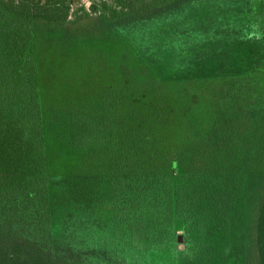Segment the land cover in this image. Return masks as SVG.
Segmentation results:
<instances>
[{"label":"trees","instance_id":"1","mask_svg":"<svg viewBox=\"0 0 264 264\" xmlns=\"http://www.w3.org/2000/svg\"><path fill=\"white\" fill-rule=\"evenodd\" d=\"M113 1L104 21L164 22L180 0ZM68 7L0 0V264H58L77 222L111 264H264V45L199 11L148 29L110 73L47 39Z\"/></svg>","mask_w":264,"mask_h":264},{"label":"rangeland","instance_id":"2","mask_svg":"<svg viewBox=\"0 0 264 264\" xmlns=\"http://www.w3.org/2000/svg\"><path fill=\"white\" fill-rule=\"evenodd\" d=\"M37 1L44 4V0ZM94 3L97 5L96 11L91 8ZM63 5L69 6L67 18L62 23L50 21L58 27H47V39L56 40L68 55L78 53L110 73L128 60L131 54L128 45L144 38L142 36L148 34V29H154L161 23L177 24V20L184 18L183 15L193 16L199 11L210 12L211 19L214 18L212 24L226 29L231 39L246 37L264 45V0H180L167 6L170 18L164 22L162 20L166 14L160 9L142 14H121L115 20L107 17L108 22L104 21L103 11H124L118 9L113 0H63ZM208 6L209 10H206ZM45 14L51 15L50 12ZM54 148L60 150L59 167L71 168L76 159L81 158L67 149L66 144ZM248 229L246 222V226L241 229V236L235 239L230 250L234 260H241L242 263H245ZM55 245L58 264H111L110 255L95 248L92 234L78 222L64 230ZM178 248L182 249L183 245L180 244Z\"/></svg>","mask_w":264,"mask_h":264}]
</instances>
